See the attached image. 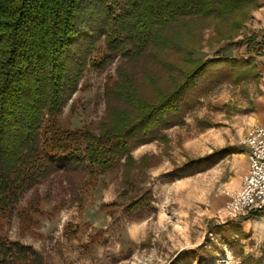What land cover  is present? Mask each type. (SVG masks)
Segmentation results:
<instances>
[{"label":"trees","instance_id":"1","mask_svg":"<svg viewBox=\"0 0 264 264\" xmlns=\"http://www.w3.org/2000/svg\"><path fill=\"white\" fill-rule=\"evenodd\" d=\"M258 1L0 0V222L28 192L59 176L74 188L78 180L94 182L123 161L129 183L138 165L132 152L181 123L188 92L206 68L220 62L193 59L202 28L215 26L220 40L235 38ZM93 35L104 38L108 55L89 61L93 50L85 49L96 44ZM113 56L125 62L117 81L106 86V116L84 129L63 128L60 117L86 67L103 70ZM224 156L221 151L192 163L206 167ZM149 159L144 156L140 164L148 166ZM190 167L170 177H183ZM40 203L36 198L21 216L28 220ZM224 231L219 234L229 241ZM200 251L179 257L193 254L202 264ZM0 264L51 263L0 228Z\"/></svg>","mask_w":264,"mask_h":264},{"label":"rangeland","instance_id":"2","mask_svg":"<svg viewBox=\"0 0 264 264\" xmlns=\"http://www.w3.org/2000/svg\"><path fill=\"white\" fill-rule=\"evenodd\" d=\"M96 36V44L85 49L93 50L89 61L108 55L104 38ZM238 36L220 40L215 26L202 28L193 59L220 62L206 68L188 92L181 123L132 152L138 165L129 183L123 161L94 182L78 180L74 188L56 177L22 198L0 222L1 234L42 251L51 264H198L193 254L179 257L197 249L202 264H264V213L227 220L217 213L228 200L225 192L238 191L242 182L248 152L242 141L256 124L249 116L258 93L255 83H242V65L224 59L226 49L240 45ZM124 62L113 56L103 70L86 67L60 117L63 128L84 129L106 116L105 89L117 81ZM146 92L151 96L147 87ZM221 151V160L194 167L192 162ZM144 156L150 157L148 166L140 164ZM187 164L191 167L183 177H170ZM38 197V211L26 220L21 213ZM137 201L140 207L130 211Z\"/></svg>","mask_w":264,"mask_h":264},{"label":"crops","instance_id":"3","mask_svg":"<svg viewBox=\"0 0 264 264\" xmlns=\"http://www.w3.org/2000/svg\"><path fill=\"white\" fill-rule=\"evenodd\" d=\"M241 40L236 49H226V60L242 62L238 70V77L241 82L255 83L258 91L253 100L252 109L249 113L251 120L256 124L264 123V0L258 1L257 8L252 12L250 18L245 23L241 34ZM238 40V41H239ZM245 70H251V75H245ZM245 75V76H244ZM248 169V160L244 168V174ZM241 184L236 187L240 190Z\"/></svg>","mask_w":264,"mask_h":264},{"label":"built area","instance_id":"4","mask_svg":"<svg viewBox=\"0 0 264 264\" xmlns=\"http://www.w3.org/2000/svg\"><path fill=\"white\" fill-rule=\"evenodd\" d=\"M242 143L248 149V169L240 190L225 192L228 200L217 211L224 220L264 213V123L254 124Z\"/></svg>","mask_w":264,"mask_h":264}]
</instances>
